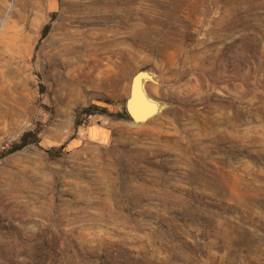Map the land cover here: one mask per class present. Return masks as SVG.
I'll use <instances>...</instances> for the list:
<instances>
[{
	"label": "rangeland",
	"instance_id": "rangeland-1",
	"mask_svg": "<svg viewBox=\"0 0 264 264\" xmlns=\"http://www.w3.org/2000/svg\"><path fill=\"white\" fill-rule=\"evenodd\" d=\"M0 264H264V0H0Z\"/></svg>",
	"mask_w": 264,
	"mask_h": 264
},
{
	"label": "water",
	"instance_id": "water-1",
	"mask_svg": "<svg viewBox=\"0 0 264 264\" xmlns=\"http://www.w3.org/2000/svg\"><path fill=\"white\" fill-rule=\"evenodd\" d=\"M152 80L157 81L154 74L148 70H139L132 77L130 95L126 101V110L130 118L136 122L141 123L149 120L157 115L163 103L151 98L146 89L145 81ZM148 105V110H141L138 105Z\"/></svg>",
	"mask_w": 264,
	"mask_h": 264
},
{
	"label": "trees",
	"instance_id": "trees-1",
	"mask_svg": "<svg viewBox=\"0 0 264 264\" xmlns=\"http://www.w3.org/2000/svg\"><path fill=\"white\" fill-rule=\"evenodd\" d=\"M46 30H47V28L44 29L43 34L46 32ZM27 135L28 134H26L23 137V141L19 145L16 146L17 147L16 149L21 148V147H24L28 143ZM65 147H66V145L62 146L61 148L65 149Z\"/></svg>",
	"mask_w": 264,
	"mask_h": 264
}]
</instances>
